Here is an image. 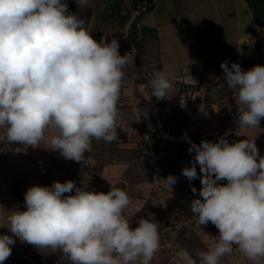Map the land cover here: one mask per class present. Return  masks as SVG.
<instances>
[{
    "label": "clouds",
    "instance_id": "9594fccd",
    "mask_svg": "<svg viewBox=\"0 0 264 264\" xmlns=\"http://www.w3.org/2000/svg\"><path fill=\"white\" fill-rule=\"evenodd\" d=\"M75 3L86 8L89 0ZM119 49L115 39L97 42L66 0H0V144L38 148L52 130L47 149L80 162L94 139L116 140L124 68L130 62ZM220 67L237 95L238 127L259 128L264 66L244 71L238 63L222 62ZM149 83L152 96L168 97L172 83L165 72L155 71ZM180 105L186 107V98ZM204 108L201 104L200 111ZM227 135L199 145L188 141L195 155L181 174L201 183L191 212L198 224H213L218 235L198 258L181 249L173 264H197V259L220 264L234 251L252 264H264V155L255 138L230 143ZM163 181L171 188L177 178ZM191 191L197 193L195 187ZM130 202L128 193L114 185L107 193L72 180L30 186L25 210L0 205V219L12 233L0 235V264L10 257L14 237L50 249L49 254L59 251L70 264H152L160 250L159 223L141 217L133 227L123 215Z\"/></svg>",
    "mask_w": 264,
    "mask_h": 264
},
{
    "label": "trees",
    "instance_id": "16d2710c",
    "mask_svg": "<svg viewBox=\"0 0 264 264\" xmlns=\"http://www.w3.org/2000/svg\"><path fill=\"white\" fill-rule=\"evenodd\" d=\"M66 2L69 11L76 12L84 20L86 28L97 42H110L116 33H126L127 27L133 20L135 12V8H130L129 2L135 6L138 0H90L86 8H77L75 0H66ZM244 2L251 10L256 25L264 28V0H244ZM137 6L139 9L147 10L148 16V14H151L155 10L156 5L154 0H141ZM110 31L112 34H110ZM130 56V59L135 64L131 65L129 62L125 66L123 82L126 83L132 78L134 86H145L148 89V100L137 105L130 104L128 97L124 93L126 89L125 84H122L118 103L119 119L124 116L127 122L117 124L118 138L110 143L94 139L92 141L91 151L84 154L83 161H63L60 166L65 168L66 177L61 183L72 180L76 182L78 187H82L84 182L87 184L89 190L96 191L99 182L103 179L104 173L109 167L126 166L125 171L122 173L123 178L115 181L114 186L125 190L129 198L136 201H143L144 205L141 210L143 217L148 219L154 217L155 221L159 223V232H163L171 226V217L170 215L161 217L154 215L156 212L155 205L158 193L154 188L157 184V176L156 174L153 176H145L146 171H153L158 169L160 165L167 164L168 157L174 151H178V158L186 155L192 161L195 153H189L188 151L191 146L188 142L189 140L199 145L202 140L215 142L221 136H224L225 133H228L227 139L230 142L238 129L237 103L234 101L237 95L234 90L228 87L224 78H215L213 83L208 87L203 84H186L179 81H175L173 84V81L169 79L172 87L177 84L182 89L181 92L185 94L189 92L192 95L203 91L206 95H209L211 92L217 93L216 100H213L209 96L210 98L208 97L206 101L224 110L227 114L220 128L221 130L217 133H201L198 131L191 133L189 130L193 124L190 122L189 117L187 115H178L177 110L173 116L162 120L156 119L148 112L150 105L163 108L165 104V99H157L155 96H152L153 89L149 83L155 71H163L158 28L143 24L141 38L136 43ZM227 102L229 104H226ZM135 110L139 116V119L136 121H134ZM144 112H146V115H143ZM133 130L140 132L145 139L138 140L133 134L128 133ZM125 141L131 144L129 148L123 146ZM162 152H165L167 156L165 160L160 158ZM175 163L176 161H173L168 164L173 176L175 175ZM56 165L59 166L57 161ZM137 182L151 184L152 188L149 193L144 194L137 189ZM192 187L197 189V193L194 194L190 189L188 195L184 198V204L179 209L180 218L177 219L178 221L176 220L179 223V227L177 228L178 232L176 233L177 235L175 234L173 244L180 250L187 249L194 258H198L199 252L209 249L207 242L204 240V236L217 239L218 229L210 222L205 226L198 224L197 218L191 212L190 204L193 199L199 198L198 192L201 188L200 180L193 182L191 184ZM123 215L126 218L124 212ZM189 221L192 226L188 225ZM196 222L197 224L195 226L194 224ZM132 225L135 227L137 223ZM46 251L49 254L51 250H39L36 248L35 251H32V254H35L33 256L34 260L42 264V259L43 257L45 258L44 254ZM56 253L60 252L57 251ZM60 255V261H57L59 264H70L61 253ZM51 257L49 254V258ZM16 264L31 263L24 261V259H19L16 261ZM197 264H199L198 259Z\"/></svg>",
    "mask_w": 264,
    "mask_h": 264
},
{
    "label": "rangeland",
    "instance_id": "374dc122",
    "mask_svg": "<svg viewBox=\"0 0 264 264\" xmlns=\"http://www.w3.org/2000/svg\"><path fill=\"white\" fill-rule=\"evenodd\" d=\"M154 1L156 5L155 10L145 17L142 25L145 24L158 28L163 69L167 78L171 79L174 84L175 81L184 80V76H182L183 70L189 69L191 65L192 58L188 43L191 40L195 39V37L193 36L195 34L192 27L194 26V20L196 22L199 15L195 16V13H192L189 9V4L193 3V0ZM202 2H205V0H202ZM207 2H205V7H207L208 9H202V19L207 18V21L211 23L215 30H217L215 31L214 38H211V40H213V43H215L213 46V54L216 55L218 53V56H214V60L211 62L209 61L208 64L216 65L220 64L219 61L221 58V53H219V50L223 49L222 46H218L219 42L217 41L220 40L218 30L220 24L222 25L223 23H225L227 19L230 20L231 17L229 18L228 12L222 9V7L224 6V0H211L212 3L208 2V4ZM129 6L133 9L136 7V5L133 6L131 2H129ZM138 15L139 11H136L135 9L134 18ZM133 20L131 21V23L133 22ZM131 23H129V25ZM129 25L125 34L116 33L113 39H122L126 37ZM204 31L201 30V33H206ZM110 34H112L111 31ZM197 40H199L198 43L202 42V38L200 36H197ZM200 48L201 45H198L197 49ZM202 48L203 53L211 50L210 47H207L205 45L202 46ZM130 53L125 55L131 58ZM210 54L211 53L209 52L207 54L209 60ZM130 64H135L132 59H130ZM207 75L208 73H206L205 76L202 77V84L207 87L211 85L212 81H214L215 78H224V75H220V70L218 69L214 71L211 79H206ZM193 81L196 82H189V84L199 83V80L197 81L194 79ZM122 84H125L126 89L124 93L128 97L130 104L137 105L138 103L146 102L148 100V89L145 86H134L132 78L129 79L126 83L123 82ZM181 90L182 89L177 84L171 87L168 90V97L165 98L164 107L162 108L155 105H150L148 111L149 114L153 115L156 119L159 120L167 119L173 116L176 110L178 115H192L191 119H193L192 117L196 113V110H198L199 113L204 116L208 114L210 116L212 115L210 113L215 110V107L209 104L207 105L203 102L209 103L206 101L209 96H211L213 100H216L218 96L217 93L211 92L209 95H206V93L203 91L191 95L189 92V94L182 93ZM181 97L186 98V107H181ZM201 104L205 106L203 112L200 111ZM226 104H229V102H227ZM217 118L219 119L220 116H217ZM138 119L139 116L136 114L135 110L134 121ZM195 120L196 122L192 123L193 126L191 127L189 132L192 133L198 131L201 133H211V129L206 125V123H202L198 119ZM122 122H127L124 116L119 119L117 124ZM221 126V124L218 125V131L221 130ZM51 131L52 130H48L45 132V141H42L40 145L41 147L38 148H32L30 146L26 147L19 142H10L7 145L0 144V205H3L5 209L12 210L14 208H19V210L21 211L25 210L24 202H21L19 196H24L25 192L30 186H51L53 182H62L66 177L65 168L60 166L62 165L63 161H65V159L59 154L58 151L47 149L49 147V144L47 143V137L49 136ZM218 131L214 132L217 133ZM128 133L133 134L138 140L145 139V137L137 130L129 131ZM3 136L4 130L0 129V139H2ZM130 145L131 144L128 141H125L123 143V146L127 148H129ZM17 149H19V151H17ZM160 158L163 160L167 158L165 152L161 153ZM56 161L57 163H59V166L56 165ZM173 161H176L174 166V176L177 178V182L172 185L171 188H169V186L163 181V179H165L169 175H172V170L170 169L168 164L169 162ZM190 162V159L187 158L186 155L178 158V151H174L172 155L168 157L166 162L167 164L160 165V167L156 170L146 171L145 174V176H153L156 174L157 180H159L154 186L155 190L158 192L155 205L156 212L154 213V215L156 217L170 215L171 217V226L168 228V230L159 232L160 250L156 255L168 256L171 261V257L173 255L176 256L177 252L180 251V249H178L177 246L173 244L175 240V234L178 232L177 228L179 227V223L177 222V219L180 218L179 209L182 208L184 204V198L188 195L191 189V184L195 181L200 180L199 178H197L190 182L181 174V170L184 167L191 166ZM118 169L119 171H116V173L115 171H112L111 173H108L109 176L107 175L106 177H103V179L99 182L98 189L96 190L97 192L107 193L110 190L111 185H114L115 181H119V179L123 178L122 173L125 171L126 166H119ZM197 172L199 176V166H197ZM222 183H225V181H222ZM136 188L144 194H148L152 188V185L137 182ZM130 201V205L126 209H124L123 212L126 214L129 223L135 224L138 222L140 216L143 217L141 210L144 202L136 201L131 198ZM196 224L197 222L194 225L196 226ZM188 225L192 226L190 221L188 222ZM2 234L12 235V233L8 229L6 219H0V235ZM14 239L16 242L12 246V253L10 257L4 262V264H16V261L19 259H24V261H27L31 264H40L37 263L33 258L35 254H32V251H35L36 249L34 246L27 243H22L18 238L14 237ZM204 240L209 245V248L214 246V243L216 241L215 238L211 239L208 236H204ZM46 253L44 254L45 258L43 257L42 259V264H56L60 261V253H51V258H49L48 251H46ZM233 254L221 258L222 260L220 261V264H252V262L249 261L243 254L236 251H234Z\"/></svg>",
    "mask_w": 264,
    "mask_h": 264
},
{
    "label": "crops",
    "instance_id": "0c3cea01",
    "mask_svg": "<svg viewBox=\"0 0 264 264\" xmlns=\"http://www.w3.org/2000/svg\"><path fill=\"white\" fill-rule=\"evenodd\" d=\"M207 1L212 3L211 0H207ZM207 1L205 0V2ZM205 2H202V0H193V3L189 4L190 11L192 13H195V16L196 15L199 16L196 22L194 20L193 22L194 26L192 27L195 34L193 35L195 39L191 40L188 43L189 51L192 58L191 65L189 69L183 70L182 76H184L183 77L184 80L182 81L180 80V81L189 84V82L191 83L196 82L193 81L195 79L197 81L199 80L198 84H202L203 83L202 77L205 76L206 73H208L206 79H211L216 69L220 70V75H224V72L220 67L222 62H227L229 67H231L232 63H238L241 66L242 70L244 71L249 70L255 65L264 66V28L256 25L253 19L252 12L247 6V4L244 2V0H224V6L222 7V9L228 12V16L229 18L231 17L230 19L231 21L227 19L225 23H223L222 25L220 24L218 30L219 37L221 40V41L220 40L217 41L219 42L218 46L220 45L223 48L222 50H219V53H221L220 54L221 58L219 61L220 64H216V65L208 64L209 61L211 62L214 60V56L215 57L218 56L217 55L218 53L216 55L213 54V46L215 43H213L214 41L211 40V38L212 39L214 38L215 31L217 30H215L214 27L211 25V23L207 21V18L202 19L203 16L202 9H208L207 7H205L206 6ZM201 30H203L206 33L202 34ZM197 36H200L202 38V42L198 43L199 40H197ZM198 45H201L200 49H197ZM204 45L211 48V50L208 51L209 53H211L210 60L208 59L209 58L207 55L208 52H206L207 54L203 53L202 46ZM236 99L237 97L234 98L235 102ZM203 103L207 105L208 104L212 105L206 102ZM212 106L215 107V110L210 113L212 114L211 116L209 114L204 116L200 114L199 111L196 109H195L196 113L192 117L193 119H191L192 115L189 116L187 114L190 122L194 123L196 122L195 119H198L202 123H206V125L210 127L211 129L210 132L213 131L212 133H215L214 131H218L217 130L218 125L223 124L224 120L227 117V114L224 110L220 109L219 107L215 105ZM217 116H220V118L218 119ZM246 138L249 140L255 138V143L259 149L260 154L264 155V118L261 119L259 128L238 127L233 137L231 138L232 141L230 140V143ZM118 168L119 166L109 167L105 171L103 177H106L108 173H111L112 171L113 172L115 171L116 173V171H119ZM140 218L141 216L139 217V219ZM171 258L172 261L170 260V258H168V256L155 255L152 264H173L175 255H173Z\"/></svg>",
    "mask_w": 264,
    "mask_h": 264
},
{
    "label": "water",
    "instance_id": "95a60500",
    "mask_svg": "<svg viewBox=\"0 0 264 264\" xmlns=\"http://www.w3.org/2000/svg\"><path fill=\"white\" fill-rule=\"evenodd\" d=\"M139 1H141V0H138V2ZM138 2L136 3L135 9H136V11H139V15L135 16L133 22L129 25L128 33H127L126 37H124L122 39H115V40L119 41V44H120L119 50H120L121 54H128V53L132 52L134 50L136 43L141 38V25H142L145 17L147 16V10L139 9L137 7ZM112 40H110V42ZM19 197H20L21 202H24V196L20 195Z\"/></svg>",
    "mask_w": 264,
    "mask_h": 264
}]
</instances>
